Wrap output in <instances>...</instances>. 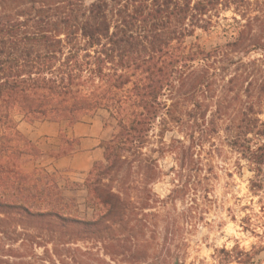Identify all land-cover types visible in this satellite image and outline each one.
<instances>
[{"label": "trees", "instance_id": "trees-1", "mask_svg": "<svg viewBox=\"0 0 264 264\" xmlns=\"http://www.w3.org/2000/svg\"><path fill=\"white\" fill-rule=\"evenodd\" d=\"M263 4L0 0V241L48 250L56 240L70 243L75 226L126 224L120 195L135 190L130 180L136 173L155 178L157 160L144 149L157 125L160 135L174 127L184 134L176 142L179 172L186 180L169 195H186L193 188L201 162L195 150L211 141L225 115L230 145L255 171L253 186L263 187L264 120L258 116L264 113ZM229 9L240 15L233 17L237 34L232 40L210 49L187 43ZM252 52L261 56L247 60ZM100 109L117 125L101 142L104 158L95 161L85 180L89 198L103 209L89 218L65 211L66 196L50 181L52 173L44 169L42 176L38 167H25L38 153L19 123L36 119L73 126ZM33 255H12L19 258L13 264H35Z\"/></svg>", "mask_w": 264, "mask_h": 264}, {"label": "rangeland", "instance_id": "rangeland-1", "mask_svg": "<svg viewBox=\"0 0 264 264\" xmlns=\"http://www.w3.org/2000/svg\"><path fill=\"white\" fill-rule=\"evenodd\" d=\"M234 16L240 17L232 9L223 11L211 29H197L187 43L198 42L210 49L232 40L237 34ZM259 56V52H252L246 59ZM258 116L264 120V113ZM38 122L22 119L20 129L30 130ZM80 122L89 124L102 141L111 137L117 125L104 109L83 115ZM229 124L225 115L211 141L196 148L195 157L201 162L191 180L193 188L186 195H169L186 180L179 172L176 142L184 134L174 127L160 135L157 125L144 149L157 160L155 178L146 180L141 172L136 173L130 180L135 190L120 195L126 205V224L75 226L69 231L70 243H48L49 251L43 246L2 239L0 264L18 261L12 255L32 253L43 257L33 255L30 260L35 264H264V184L259 189L253 186L255 171L230 145ZM70 127L62 122L57 136L35 141L38 155L25 167H38L42 176L44 169L53 174L50 181L57 183L66 196L65 211L94 218L103 209L89 198L85 182L88 174L81 182L67 169L49 167L56 155L78 148L79 139L71 138ZM113 185L119 183L114 181ZM205 190L208 195H204Z\"/></svg>", "mask_w": 264, "mask_h": 264}, {"label": "crops", "instance_id": "crops-1", "mask_svg": "<svg viewBox=\"0 0 264 264\" xmlns=\"http://www.w3.org/2000/svg\"><path fill=\"white\" fill-rule=\"evenodd\" d=\"M19 127L22 128V123L19 124ZM21 130L35 142L41 137L50 138L57 136L61 130V123L40 121L30 130ZM70 136L72 139H79L78 148L70 154L52 158L49 167L54 170L57 168L67 169L70 173L77 176L75 179L82 182L84 176L92 169L95 161L104 158L103 147L101 145L102 140L98 138V133L93 132L89 124L82 122H78L70 127Z\"/></svg>", "mask_w": 264, "mask_h": 264}, {"label": "water", "instance_id": "water-1", "mask_svg": "<svg viewBox=\"0 0 264 264\" xmlns=\"http://www.w3.org/2000/svg\"><path fill=\"white\" fill-rule=\"evenodd\" d=\"M175 264H182V263H178V262H176Z\"/></svg>", "mask_w": 264, "mask_h": 264}]
</instances>
